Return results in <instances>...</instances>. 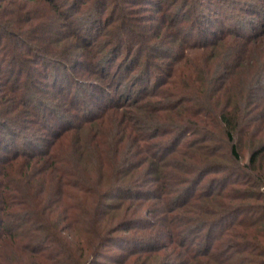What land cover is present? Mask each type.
<instances>
[{"label": "trees", "instance_id": "obj_1", "mask_svg": "<svg viewBox=\"0 0 264 264\" xmlns=\"http://www.w3.org/2000/svg\"><path fill=\"white\" fill-rule=\"evenodd\" d=\"M109 1L0 0V264H148L160 252L158 264H264V0H245L250 21L237 15L219 36L200 29L208 45L185 41L181 51L222 50L212 66L198 61L179 81L172 62L157 61L171 79L153 73L150 90L121 106L112 99L106 108L133 110L114 131L67 141L71 131L43 115L78 128L86 121L75 115L73 125V111L94 116L86 98L110 94L131 67L122 53L110 70L134 38L124 27L89 54V69L78 57L98 47ZM182 1L191 12L202 3ZM91 4L101 15L82 17ZM137 72L125 84H149ZM31 122L47 131H23Z\"/></svg>", "mask_w": 264, "mask_h": 264}, {"label": "rangeland", "instance_id": "obj_2", "mask_svg": "<svg viewBox=\"0 0 264 264\" xmlns=\"http://www.w3.org/2000/svg\"><path fill=\"white\" fill-rule=\"evenodd\" d=\"M127 1L128 0H118L117 2L111 0L109 1V4L106 3L107 5L104 8V14L102 13L101 27L100 29L98 28V30L93 29L95 30V33L98 31V33L94 37V45H98V47L91 49L90 52L87 51L86 47H80L77 49L78 57L80 53V61H82V64L86 66L85 70H87L90 68L89 54H91V56H97V54L106 51L109 46H107V41H115L113 37L119 36V33H122V27H124V33L127 31V34L134 36V38L131 39V41L128 39L127 46L125 45L126 42L122 44V52L120 53L118 58L113 61V66L110 70H113L119 59H121L122 53H125V56H123L125 58H129V61L131 62V67L129 68L127 78H124L123 82L121 84H118V86H115L114 88L111 87L112 89L110 90V94H103V92L99 91L97 94H91L86 98L89 105L92 107V110H94L95 112L94 116H91V118H83L80 114V112L82 111H78L77 109L73 111V123H75L73 125H77L79 123L78 119L76 118L77 115L83 119L82 121H86L85 124L78 126V128H67L66 130H64L66 122H69L71 120L64 119L56 124L53 123L52 119L49 118L47 114L43 115V117L48 121V126L53 127L52 129H55L54 131H71L65 134L69 135L67 141L72 135L71 133H74L76 131H78L77 133H79L83 138L86 135H90L94 131H114L117 127V121L123 119L124 114L122 116L121 114L125 111L127 114H129V112L133 110H131L130 108L121 109L120 107H116L114 110H111L106 107L111 105L110 102L112 99L118 106L124 105V102L128 97L130 98H128L127 100H131L134 95H137L141 86L144 88L147 87V90H150L152 83L156 81L153 73L160 76L161 80L167 78V76L169 75L167 73V70H165L166 72H164L161 69H157L156 67L151 66L155 65L157 61L163 60L164 63L172 62V68H169V70L171 71V73H173L172 77H174L175 79L176 76V78H178L176 80L179 81L187 78V75L190 77L195 68L194 66L195 64L197 65L198 61L201 62L203 60V62L209 63V65L212 66L211 62L214 61V58H211L209 56L213 54V56H216L222 51L217 49L216 46H206L204 48L187 49L181 51L182 47L185 46L186 40H188L190 43L196 42V44L201 45L209 44L206 39L202 40L199 38V34L205 33L201 32L200 29H207L208 31L209 29H213L217 32V36H219L221 34L219 32L225 29L224 25H226L227 23L229 25H232V19L237 17V15H244V21L246 20L247 22L250 21L249 17H252L250 14L251 12L245 10L247 7L245 4V0H202L201 5H199L200 7L196 8L193 12L189 10L187 5L183 8L184 5L182 0H134L133 2ZM141 1L145 2L142 3ZM217 3H219V8L215 6ZM96 5L98 6L99 4ZM98 7L97 11L99 10ZM92 8L95 15H97L95 5L94 7H92V4L87 9H84L83 12L81 11L80 15L82 17L84 15H88L87 13L92 10ZM216 9H219L220 12H218ZM97 13L98 15H101V12L99 13L98 11ZM253 17H256V15L253 14ZM106 19H108L107 22L112 21V24L106 26ZM81 21L82 19H78L77 24L79 26H84ZM171 21H174V23L176 22V25L169 26ZM90 27L89 30L91 29ZM209 32H207V37H213ZM226 39L228 40L229 38L227 37ZM228 42L229 41L225 40L223 43L228 44ZM190 43L187 42V45ZM141 48L143 49L142 51L140 50ZM158 48L162 49L163 54H161V56L156 50ZM100 49L102 50L99 52ZM82 54L83 56H81ZM109 55L112 54L110 53ZM164 55H170V58H165L163 57ZM144 69H146V73L140 74L142 75L141 77H146L147 81H149V84H147L146 81L145 84L143 80L136 82L137 79H132V82L129 85L125 84V82L129 78H131L133 74L135 75L136 73H138V70L144 71ZM77 70L78 68L74 69V71ZM85 70L83 69L82 71L85 72ZM87 75L82 77L86 80L91 79L89 77V75L91 74ZM170 75L167 78L168 80L171 79ZM77 76H79V74ZM165 87L170 88V84H166ZM83 88L86 89V92L88 93L91 91L92 85L88 84L85 87L83 86ZM146 91L144 89L142 92ZM54 95H56V92L54 90H51L50 93L47 94V99H49L50 101H54V103L61 104L62 101L60 99H53L52 96ZM149 100L153 101V99ZM51 106L58 113H60L62 110L59 105ZM162 113L163 112L159 113V115H165ZM29 117V119H34L32 118V116ZM66 126L70 125L68 124ZM28 127V129H24L23 131H36L35 129H38V131H47L45 128H41L40 125L33 124L32 122L28 123ZM62 142L63 140L60 141V143ZM52 149L53 146L51 147V150ZM55 149L57 150V145L55 146ZM239 152L242 161H245L248 156L247 147L242 145ZM119 197L121 196L118 195L117 198ZM147 205L148 204L145 203V206ZM114 249L117 252L120 251V249L118 248ZM167 251L165 253H167ZM158 254L160 255V258L158 257L157 259H151L150 261H148V264H158L161 260V256L163 255L162 252Z\"/></svg>", "mask_w": 264, "mask_h": 264}]
</instances>
